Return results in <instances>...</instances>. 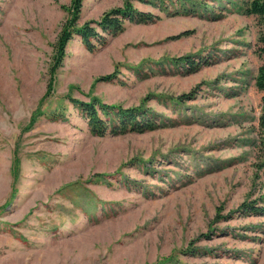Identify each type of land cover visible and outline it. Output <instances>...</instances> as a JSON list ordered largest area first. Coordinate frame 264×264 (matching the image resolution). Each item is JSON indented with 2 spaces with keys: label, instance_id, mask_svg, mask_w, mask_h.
<instances>
[{
  "label": "rangeland",
  "instance_id": "rangeland-1",
  "mask_svg": "<svg viewBox=\"0 0 264 264\" xmlns=\"http://www.w3.org/2000/svg\"><path fill=\"white\" fill-rule=\"evenodd\" d=\"M182 1L57 63L71 0H0V264H264V20ZM94 96L148 119L100 135L70 100Z\"/></svg>",
  "mask_w": 264,
  "mask_h": 264
},
{
  "label": "trees",
  "instance_id": "trees-1",
  "mask_svg": "<svg viewBox=\"0 0 264 264\" xmlns=\"http://www.w3.org/2000/svg\"><path fill=\"white\" fill-rule=\"evenodd\" d=\"M135 1H144L165 10L167 4L175 0H124L121 5L114 6L104 11L99 19L85 21L82 24L78 23L82 0H71L69 6L66 7L69 16L63 23L55 43V52L59 53L56 62L59 63L61 61L65 54V47L74 35H80L83 43L88 48L92 49L96 44L103 43L104 41L103 33L98 30L97 27H100L104 32L115 33L123 29L126 21L141 22L152 18L153 15L139 9L135 5ZM184 1L185 0L182 2ZM242 7L245 13L256 15L264 20V0H242ZM258 40L261 43L259 54L262 58V62L257 68L254 83L257 89L263 92L261 110L257 123L259 137L264 145V31L260 32ZM114 76V73L103 74L98 76L95 80L109 81L114 78ZM70 100L82 110L92 130L100 135L107 132L116 133L119 130L137 128L142 124L141 121L147 117L146 110H142L140 107L123 108L120 105H108L103 103L96 96L90 101H82L71 97ZM98 111H101L104 117H101ZM144 124L151 127V123L148 121ZM243 205L246 209L256 208L254 204H250L249 202L243 203ZM261 210L264 213V207H262ZM164 260H168V257Z\"/></svg>",
  "mask_w": 264,
  "mask_h": 264
}]
</instances>
